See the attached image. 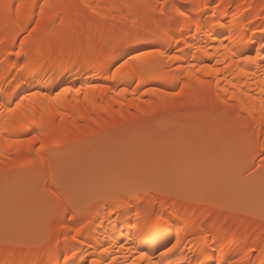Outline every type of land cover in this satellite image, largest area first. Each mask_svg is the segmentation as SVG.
Instances as JSON below:
<instances>
[{
  "label": "snow or ice",
  "instance_id": "6c2138e0",
  "mask_svg": "<svg viewBox=\"0 0 264 264\" xmlns=\"http://www.w3.org/2000/svg\"><path fill=\"white\" fill-rule=\"evenodd\" d=\"M118 7L121 9L119 17L110 13L101 17L114 22L119 21L118 31L114 29L108 36L103 32L98 33L97 37L90 36L91 44H97L98 40L97 46L102 53L113 58L119 57L115 63H108V73L103 77L105 81L130 79L136 85L132 90V94L136 96L142 94L137 90L146 83L147 79L161 78L152 69L163 64L164 61L170 62L167 65L170 71L172 64H175V75L178 80L185 74L194 77L197 72L207 76L218 74L220 69L210 64L201 62L197 66L192 63H181L185 55L184 49L190 51L194 46L183 39L187 29V34L200 33L207 36L206 44L217 42V51L223 48L226 54L230 53V56H225V61L231 60L238 65L255 66L262 77L257 82V87L260 92L259 105L264 109V26L255 29L262 34L258 47L254 38L255 31L251 37L243 41L245 46H253L254 54H246L243 51L233 50L225 43L232 37L213 31L229 27L228 22L222 21L221 17L229 14L231 5L225 7L216 0H205L199 5L196 14L201 19H197L187 10L190 5L181 3L180 0H157L154 5L147 0H132ZM218 9L224 10L218 11ZM84 10L90 11L95 16L100 15L89 0H40L39 3L37 0H20V3L16 4L0 0V21L5 26L18 27L27 21L30 27L28 36L38 33L37 38H39V35L59 25L57 32L59 41L55 47L50 42L46 49L40 46L33 53L31 50L25 51V42L21 40L19 49L8 55L18 58L32 57L37 63L40 61H44L45 64L51 63L60 73H67L73 78L86 74L87 71L96 70L98 65L84 54L83 47L79 43L84 27L80 17L87 15ZM130 10H135V16ZM141 12L146 14L143 24H141ZM232 19L233 22L238 23L236 13H232ZM248 24H251V21H248ZM176 32L180 33L179 38ZM138 44L147 46L148 50L128 47L125 51L126 46ZM165 44L169 46L175 44L173 53L163 50ZM196 52H203L212 58L206 47L196 48ZM192 58L195 60L196 56L193 54ZM216 64H221V61L216 59ZM223 67L227 69V62ZM244 75L255 77L256 72H247ZM198 82L201 88L196 90L195 96L184 97L185 88L188 87L184 82L177 83L179 91H171L165 95L174 100L179 99L178 106L181 109L187 108L193 101L198 104L201 98L207 104L212 85L204 80ZM23 83L25 81L21 80L12 83L8 88H0V154L3 153L5 145L16 148L17 155L24 159L26 164L35 166L37 174L32 177L27 189L24 190L11 185L8 182V171L3 170L5 176L3 211L6 217L13 216L22 206L20 199L22 195L26 196L28 201H38L48 231L55 233L56 244L60 243L61 237L67 244L70 239L78 241L88 224L102 225L104 220L112 217L113 213L124 215L128 228L134 232L129 231L125 240L115 246L123 249L125 243L129 241L136 245L135 248L129 247L128 252L125 253L126 257L130 253L135 255L131 259H125L124 264H264V246L249 245L238 261H230L223 255L217 256L215 247L217 238L211 232L198 238L204 242L205 247L194 260L189 259L188 256L182 261L172 259L182 244L179 234L176 235L174 242L169 240L164 244L162 250L161 247L156 246L160 237L180 221V216L174 207L179 200L208 206L221 214H241L251 217L254 216L252 207L258 184L261 201L260 219L264 220V143L258 144L261 164L254 166L248 176L241 177L238 182H235L233 174L227 171L202 172L194 162L190 163L164 154H150L138 148L127 134L120 135L116 129L113 131L117 134L107 142L90 145L74 152V146L59 142L56 132L53 131L56 127V116H60L62 120L63 113H54L50 107H44L38 113L31 107L30 102L34 98H42L50 104H55L68 94H74L76 97L83 94L87 100L88 91L99 89L113 93V89L104 84L88 83L86 89L74 86L61 87L55 95L44 90L32 91L28 95L20 96L17 90ZM215 83L217 90L212 111L220 115L225 122L247 120L251 115V107H246L245 103L241 102L240 109L237 111L235 108L237 96L234 90L237 85L232 84L233 92L229 95L228 88H219L218 78ZM128 91V88H121L116 90L114 95L120 96ZM147 91L155 90L147 89ZM221 91L224 93L223 98L220 95ZM242 95L247 97L248 101L255 102L257 99L255 95H249L247 92H243ZM26 102H29L28 107L25 106ZM175 107L177 105H174ZM126 127L121 125L120 131ZM261 127H264V121ZM6 134L25 138L10 139ZM103 134V132L99 133V135ZM34 145L36 146L33 147ZM52 152L60 154L63 158L57 162L55 169L49 163L47 170L41 175L40 166ZM257 168L259 173H256ZM256 176L259 177L258 181ZM212 193L220 194L222 198L213 199L209 196ZM86 197L95 199L98 205L97 211L94 215L85 217V222L80 223L79 226L69 228L66 221L77 219V214L81 210V201ZM99 207H103V219ZM261 226L264 227V224ZM22 246L25 245L14 239L6 230L3 238L0 239V256L5 257L0 259V264H16V261L9 257L14 254L15 249ZM153 246H156L155 252L159 253L158 256L148 254V249ZM108 252V248L102 249L103 255L107 256ZM74 257L79 259L75 251H71L70 255H64V264H76ZM83 264H87V261H83ZM91 264H102V262L92 259ZM103 264H121V262L115 257H108Z\"/></svg>",
  "mask_w": 264,
  "mask_h": 264
},
{
  "label": "bare ground",
  "instance_id": "6f19581e",
  "mask_svg": "<svg viewBox=\"0 0 264 264\" xmlns=\"http://www.w3.org/2000/svg\"><path fill=\"white\" fill-rule=\"evenodd\" d=\"M9 4L20 3V0H6ZM39 3L40 0H37ZM132 0H89V3L97 8L100 13L99 16L93 15L90 11L87 12L86 17L81 15L80 21L83 23V34L80 37L79 43L83 47V52L89 59L95 62L96 70L87 71L86 74H81L73 78L67 73H60L58 68L52 66L51 63L45 64L44 61L37 63L32 57H15L8 55V53L14 52L19 49V42L24 40L25 51L31 50L35 53L37 47L43 46L45 49L51 42L55 47L59 41L57 32L59 25L57 24L54 28L50 29L49 32L39 35L33 33L28 36L30 27L27 21L23 25H8L0 21V88H8L12 83H18L21 80L25 81L18 89L20 96L28 95L32 91H44L46 90L49 94L55 95L61 87L74 86L87 88L88 83L93 84H104L108 88L113 89V93L102 91L99 89L88 91V99L85 100L84 95L76 97L74 94H68L61 97L60 100L55 104H50L49 101L43 100L42 98H34L31 103V107L36 109L39 113L44 107H50L52 111L63 113V119L60 116H56V127L53 131L56 132L59 142L64 143L70 140L73 136L78 133H87L89 140H95L94 137L98 136L99 133L105 132L107 129L119 124L120 122L127 120L130 116L141 117H154L159 112L164 110H180L183 113L199 114L204 110L207 112L208 117L214 119L220 116L212 111L215 105V96L217 90L216 79H219V88H228L229 95L232 94V84H236L235 94L237 100L235 101V108L238 111L241 106V102L245 103L246 107H251V115L247 120L242 121H224L223 128L212 131L214 136L219 135L220 130L225 129L230 136V148L226 152L227 165L228 167H219V163L222 161L221 154L217 151L214 141L206 143L201 141L193 146L194 142L191 138L193 131L188 128H165L167 134V144L171 147L167 150L160 151V148L156 146V136L160 132V128H156L154 135L152 136L150 154L159 155L164 154L172 158L183 159L190 163L194 162L198 169L202 172H230L234 176V181L238 182L241 177H247L248 173L254 168V166L261 164L260 162H254V158L259 155L258 144L264 143V127H261L262 121H264V109L260 108L259 105V88L257 82L262 77L259 72L252 65H238L232 63L231 60L225 61L226 54L223 48L217 51V42L206 44L207 36H203L200 33L195 35L187 34L183 39L189 41L194 46L189 49H184L185 55L182 58L181 63L187 64L192 63L199 66L201 62L210 64L219 68V73H213L211 76L204 75L201 72H197L196 76L189 77L186 74L177 79L175 75L176 66L172 64L171 71L168 68L169 61H164L163 64L157 65L152 69L160 79H147L145 84L140 86L137 90L138 94L134 96L132 90L136 88V85L132 80H117V81H105L104 75L108 73V63H115L119 57H109L107 54L102 53L97 44H91L90 36L97 37L98 33L103 32L106 36L111 35L115 30L118 31L119 21H112L111 19H102L101 17L110 13L119 17L121 9L118 7L121 4L130 3ZM148 3L156 4L157 0H147ZM181 3L190 5L187 9L192 12L197 19H201L197 16L199 11V5L205 2V0H180ZM217 3H222L227 7L231 5V10L227 16L221 17V20H226L229 27L214 29L213 31H219L232 37L231 40L225 41L230 48L236 51H243L244 53H252L253 46H245L243 41L253 35L255 29L264 26V0H216ZM224 9H218L223 11ZM135 16V10H130ZM232 13H236L237 21L233 22ZM145 13H140L141 24H143ZM75 19V18H73ZM251 21V24H248ZM245 25H248L245 27ZM254 26V27H253ZM27 29V30H25ZM251 29V30H249ZM261 33L255 31V40L257 41L256 47L259 46L261 40ZM177 38L180 37V33L176 32ZM25 37L27 39L25 40ZM183 44V40H182ZM91 45V46H90ZM182 46V45H181ZM128 47H138L142 50H148L147 46L138 44L126 46L125 51ZM175 44L169 46L165 44L164 49L168 53H173ZM207 48L209 55L203 52H196V48ZM193 54L196 59L193 60ZM216 59L221 61V64H216ZM238 60V57L236 58ZM227 62L228 67L225 69L223 64ZM15 66V67H14ZM247 72H256L255 77H249L244 75ZM14 78V79H13ZM198 80H204L210 82L212 85L211 95L208 97V102L205 104L204 99L201 98L199 103L196 104L193 101L187 108L181 109L179 105V99L174 100L173 98L165 95L171 91H179L177 83H187L188 87L185 88L184 97L189 95L195 96L197 89L201 88ZM8 81V82H6ZM228 81H231L229 83ZM121 88H128L129 91L123 95L115 96L114 92ZM147 89H153L155 91H147ZM247 92L249 95H255L256 101H248L247 97L243 96L242 93ZM221 98L224 93L221 91ZM15 98V97H14ZM229 103H233L229 101ZM174 105L177 107L174 108ZM254 105V106H253ZM26 107L29 106V102H26ZM46 127H47V117ZM183 134V140L181 142L180 149L184 152L176 151L175 142L178 141L179 135ZM7 136V134H6ZM175 136V137H171ZM10 139H23L24 136H7ZM92 138V139H91ZM94 142V141H91ZM94 145V144H93ZM34 145L33 147H35ZM233 146V147H232ZM231 149L234 150L232 155ZM236 149V150H235ZM80 150V147H73V151ZM245 150L257 151L256 154L247 159H243V153ZM149 153V152H148ZM63 157L52 152L45 159L44 164L40 166V173L43 174L47 170L48 164L51 163L53 169L56 168L57 162ZM242 158V159H241ZM229 161H232L229 163ZM7 170L9 173L8 182L11 185L18 186L21 189L26 190L32 177L37 174L35 166L28 165L24 159L17 155L16 148H9L5 145L3 153L0 154V208L3 207V192L5 188V176L4 171ZM256 173H259V169H256ZM258 176L256 179L258 181ZM50 182V181H49ZM218 195V197H217ZM209 196L213 199H221L220 194L212 193ZM23 203L28 205L22 209V206L18 209L27 214L32 212L33 209L41 208L38 201H27V197L22 195L20 197ZM32 205L36 206L32 208ZM174 207L180 221L174 228L165 232L160 237L159 244L156 246L162 247L167 244L169 240L174 242L177 234L180 235L182 244L178 247L172 259L175 261H182L185 256L189 259L194 260L199 256L201 249L205 247L202 240L198 238L211 232L213 236L217 238L215 245L217 256L223 255L225 258H229L230 261H238L240 256L246 251V248L251 246H264V220L260 219L261 212V201L259 186L257 184V190L255 193L254 207L252 208L254 216H245L241 214H221L216 209L208 206L199 204H189L184 200H179L175 203ZM98 205L95 199L89 197V199H83L81 201V210L77 214L75 221H66L69 228L79 226L80 223L85 222V217L92 216L97 211ZM2 210V209H0ZM42 211V208L40 209ZM101 218H104L103 207H99ZM44 216V215H43ZM40 227L34 233V235H23L19 240L23 245L14 250V254L9 259H14L16 264H64L63 256L70 255L71 251L77 253L76 264H83V261H87V264H91L92 259L101 260L102 264L108 257H115L117 260L124 264L125 259H131L135 253H130L127 257L125 253L128 252L129 247L135 248L136 245L131 244L129 241L125 243L124 248L120 249L115 245L124 241L128 236L129 229L124 215H117L113 213L112 217L104 220L102 225L88 224L80 234L78 241H72L71 239L65 243L63 238H60V243L56 244L55 233L49 232L45 222L41 223ZM15 228H19L16 226ZM1 233V232H0ZM53 233L52 237L49 234ZM0 239L2 237L0 236ZM211 243V241H209ZM148 249L149 255L158 256L159 253L155 252V247ZM108 248L109 252L107 256L102 254V249ZM5 257L0 256V259ZM201 259L203 257H200Z\"/></svg>",
  "mask_w": 264,
  "mask_h": 264
},
{
  "label": "rangeland",
  "instance_id": "374dc122",
  "mask_svg": "<svg viewBox=\"0 0 264 264\" xmlns=\"http://www.w3.org/2000/svg\"><path fill=\"white\" fill-rule=\"evenodd\" d=\"M223 124L224 119L221 116H217L214 119H211L208 117V114L205 110L199 114L183 113L180 110H164L154 115V117L150 116L139 118L137 116H130L127 120H124L119 124L107 129L105 132H103V135L94 137L93 139L95 140H89L87 138V133H78L70 140H67L65 144H71L74 147L78 148L80 147V150H82L83 148L93 144L107 142L117 134V132L113 131V129H116L117 131H119L120 135L127 134L129 139L133 140L138 148L150 153V150L152 149V136L154 135V131L156 128H160V132L155 137L156 146L160 148V151L167 150L171 147L167 144V134L165 133V130L162 129L163 127H171L178 130H180V128H188L189 130L193 131L191 133V138L194 142L193 146H195L197 143H200L201 141H206V143H211V141H214L217 151L221 154L222 159L218 166L228 167L226 161L227 158L225 155L227 150L230 148V136L228 134V131L226 132L225 129H222L220 130L219 135L214 136L212 134L213 130L215 131L216 129L223 128ZM121 125H126L127 127L120 131ZM177 134L180 137L174 145L176 146V151L182 153L184 152V150L180 149V146L183 140V134H180L179 131L177 132ZM257 151L255 152L251 150H245L242 155L243 159H250L252 154H256ZM231 152V154L233 155L234 150L231 149ZM260 160L261 158L257 154V157L254 158V162L258 163L260 162ZM230 162L232 161H229V163ZM1 184L2 182L0 181V186ZM85 199H89V197H86ZM28 203H23L22 209H24L28 205ZM34 207L36 206L32 205V208ZM0 209H2L0 210V236L2 238L6 230L9 231L14 239L26 235V233L30 236L34 235L40 225H42L41 223L44 221L43 211H40L41 208L33 209L32 212L28 214V216L22 211V209L17 210V212L11 217L5 216L3 207ZM16 226H19V228H15ZM52 235L53 233H50L48 238L52 237Z\"/></svg>",
  "mask_w": 264,
  "mask_h": 264
}]
</instances>
